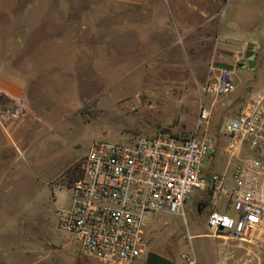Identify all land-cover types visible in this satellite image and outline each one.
Wrapping results in <instances>:
<instances>
[{"label": "rangeland", "instance_id": "obj_1", "mask_svg": "<svg viewBox=\"0 0 264 264\" xmlns=\"http://www.w3.org/2000/svg\"><path fill=\"white\" fill-rule=\"evenodd\" d=\"M200 1L207 5L208 0ZM222 3L219 15L188 38L196 42H173L180 40L183 30L170 0L163 12L172 26L164 31L158 28L167 18L150 8L155 4L135 7L102 0H0L3 42L13 33L8 16L13 21L10 14L20 15L32 7L38 16H49L47 31L37 32V39H75L80 41L75 53L81 50L74 61L66 55L61 68L46 72L48 78L40 84L33 80L39 93H35L28 115L12 124L8 132L17 140L18 153L7 141V150L17 157L10 170L14 176L11 190H4L8 180L0 190V231L16 227L31 233L36 247L54 242L62 247L57 258L66 264H99L82 255L75 238L60 227L58 216L67 206L68 186L80 175L81 160L93 141L133 142L160 132L189 136L197 130L203 106L211 111V119L200 133L207 129L223 141L225 120L264 84V0ZM227 28L234 29L231 35L242 42H214ZM57 43L45 44V53ZM66 43L64 51L72 50ZM249 45L254 47L247 54ZM34 51L36 58L39 49ZM233 61L235 65L230 64ZM225 68L234 71L236 91L219 97L205 94L211 74ZM226 160L220 154L215 170H223ZM204 196L202 192L194 194L185 205L186 216L160 213L151 217L145 235L148 253L175 262L183 252H194L199 264H219L229 255L228 264L233 263V257L239 256L236 244L208 235V207L198 213V203L207 202Z\"/></svg>", "mask_w": 264, "mask_h": 264}, {"label": "built area", "instance_id": "obj_2", "mask_svg": "<svg viewBox=\"0 0 264 264\" xmlns=\"http://www.w3.org/2000/svg\"><path fill=\"white\" fill-rule=\"evenodd\" d=\"M236 89L235 75L227 69L211 74L204 86L205 94L215 97ZM2 99L7 104L0 110L3 126L28 115L21 99ZM210 119L203 106L197 130L189 136L160 132L133 142H92L58 215L84 257L99 264L145 261L151 217L186 216V203L202 192L209 208L208 235L236 244L239 256L232 264H264V84L225 120L223 141L207 129L200 133ZM222 153L227 160L216 171ZM173 264L199 262L194 252L185 251Z\"/></svg>", "mask_w": 264, "mask_h": 264}, {"label": "crops", "instance_id": "obj_3", "mask_svg": "<svg viewBox=\"0 0 264 264\" xmlns=\"http://www.w3.org/2000/svg\"><path fill=\"white\" fill-rule=\"evenodd\" d=\"M102 1L135 7H150V5L155 4L153 5L154 7L150 8L165 14L168 19L166 13L163 12L168 0ZM159 2L160 6L157 5ZM170 3L179 26L183 30L178 35L180 40H174L173 42H196L188 38L196 34L201 25L215 19L224 4L222 0H208L206 6L200 0H170ZM215 9L217 10L215 11ZM36 12L32 7L27 8L26 12L20 15L16 12H11L12 14L10 15H12L13 21H10L9 14H4V16H8V22L11 25L10 30L13 33L8 42H3L0 39V110L7 105L2 98H19L29 111V107L35 101V93L38 92L37 85L35 82L33 83V80L40 84L41 79L48 78L47 73L49 74L51 70L55 71L57 67L60 69L61 65L66 62V55L71 56L70 58L73 61L77 54L79 55L77 56L78 59L80 58L81 50H77V53H75L76 49L74 48L76 43L79 44L80 41L59 37L53 39L45 37L37 39L35 37L37 32L45 33L47 31L49 22V18H47L49 16L43 14L40 17ZM167 19L158 28L159 31H164L165 28L172 26L169 19ZM2 25L3 23L0 21V29H2ZM23 31L24 34H22ZM223 32L225 33L221 34L224 35L218 33L214 37V42H242L238 37L231 35V32H235L234 29L232 31L227 28ZM249 41L251 40L249 39L246 42ZM49 42H58V47L54 45V49L45 53V44ZM66 42H69L73 47L72 50L65 48V52L64 46L67 44ZM35 47L39 49L38 58H35V54H37L34 51ZM60 48H62L61 51L59 50ZM230 64L235 65L234 61L233 63L230 62ZM225 69L230 70L228 68ZM212 70L214 72L213 66ZM230 71L234 73L233 70ZM13 127L14 125L12 124L3 126L0 122V190L8 180L4 189L8 192L11 190L12 181L14 180L10 170L17 155L13 157L11 151L7 150V141L18 153L17 140L8 133ZM3 131L7 134H3ZM35 239L33 234L20 231L16 227H8L7 230L0 231V264H66L64 259L57 258L62 247L54 242H42L36 247ZM228 262L229 255H225L219 261V264H228Z\"/></svg>", "mask_w": 264, "mask_h": 264}, {"label": "water", "instance_id": "obj_4", "mask_svg": "<svg viewBox=\"0 0 264 264\" xmlns=\"http://www.w3.org/2000/svg\"><path fill=\"white\" fill-rule=\"evenodd\" d=\"M253 47H254L253 45H249L246 53L250 54V50L253 49ZM202 208H205L204 204H200L198 206V213H201ZM145 264H173V262L166 257L158 255L157 253L150 252L147 254Z\"/></svg>", "mask_w": 264, "mask_h": 264}, {"label": "flooded vegetation", "instance_id": "obj_5", "mask_svg": "<svg viewBox=\"0 0 264 264\" xmlns=\"http://www.w3.org/2000/svg\"><path fill=\"white\" fill-rule=\"evenodd\" d=\"M200 204H204V203H201V202H200V203H198L197 207H198ZM204 205H205V204H204Z\"/></svg>", "mask_w": 264, "mask_h": 264}]
</instances>
